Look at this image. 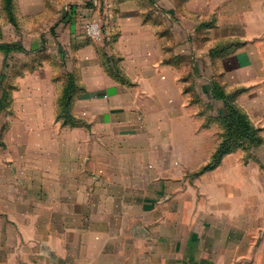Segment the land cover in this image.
I'll list each match as a JSON object with an SVG mask.
<instances>
[{"label":"crops","instance_id":"0c3cea01","mask_svg":"<svg viewBox=\"0 0 264 264\" xmlns=\"http://www.w3.org/2000/svg\"><path fill=\"white\" fill-rule=\"evenodd\" d=\"M53 61L78 125L57 120ZM200 78L238 90L264 138V0H0V264H264V156L223 173L251 215L190 205L219 225L191 216L182 237L165 220L181 205L161 198L170 145L151 132Z\"/></svg>","mask_w":264,"mask_h":264},{"label":"rangeland","instance_id":"374dc122","mask_svg":"<svg viewBox=\"0 0 264 264\" xmlns=\"http://www.w3.org/2000/svg\"><path fill=\"white\" fill-rule=\"evenodd\" d=\"M96 21L102 25L105 36V24L103 25L100 20ZM182 42L186 44L185 39ZM182 48H186V45H183ZM25 59L23 61H28L27 58ZM52 66L54 74L57 75L55 83L56 92L58 93L56 103L57 120H61L63 124L69 126L78 125L81 123L80 119L75 116L74 118L67 119L64 118L65 115L60 113L63 108L62 100L66 94L69 75H65V78H67L61 80L60 77H62L63 73H61L59 64L53 61ZM204 73L205 71L202 72V74ZM184 74H187V71L183 73V77L185 76ZM200 79L202 80L201 83H198L197 79V83L191 85L193 91L190 90L191 92H189L184 100L174 105L172 117L168 119L170 122L162 123V126L154 125L151 132L155 140L167 142L170 145L164 147L162 154L163 166L167 174L162 179V187L165 189V193L161 198L164 199L163 202L165 204L174 203V205H181L179 213L175 209L172 211L165 209V213H163L165 220H167L166 218L171 219L172 215L174 218L180 215L181 220L185 221L180 227L179 236L181 237L187 231L186 229L189 226L188 220L191 216L193 221L191 222V226H195L196 228L204 227L203 221H210L207 217L203 216L202 212L201 214H199L200 212H195V216H193V208L191 210L190 208L188 209L190 205H196V209L202 210V205L216 204L218 206L219 204L227 203V201H232L235 204L243 203V206H245L244 215L247 214L246 206H249L248 213L251 215L252 196L245 195L243 202L242 200L236 202L237 197L225 195V189L227 188L229 192V189L235 187L237 182L235 179H223V173H226V171L230 173V171L234 170L236 161L240 163L238 167L239 171L246 173L251 169L253 160L256 161L257 158L264 156V138L261 134V129L257 127L262 139L254 143H252L250 137L237 140L235 135H230L229 132L235 129L231 125L236 122L233 105L228 101L215 99L212 96V88L220 87V83L216 78H212V81L210 80V83L207 81L206 84L203 83V78ZM221 86L225 88L226 92L235 90H230V88L222 84ZM235 104L238 105L242 112L246 113L249 121L254 124L246 110L240 106L238 100H235ZM158 107V104L151 101V105L147 109L153 108V110H156ZM148 117L150 121L157 119L154 114ZM230 157L233 160L228 162L226 159ZM166 168L169 169L167 172ZM170 173L173 176L167 178L171 176L169 175ZM243 182L245 189L247 186L250 187L252 181L247 178ZM168 194L169 197L167 198ZM256 203H259L258 199ZM153 214L156 215L159 212L155 211ZM198 214L199 218L194 222L193 218L198 216ZM217 221L218 219L212 217V221L210 222L213 228L219 225Z\"/></svg>","mask_w":264,"mask_h":264},{"label":"trees","instance_id":"16d2710c","mask_svg":"<svg viewBox=\"0 0 264 264\" xmlns=\"http://www.w3.org/2000/svg\"><path fill=\"white\" fill-rule=\"evenodd\" d=\"M5 7L8 10V12L11 13V3L7 2ZM8 45L5 44V46ZM67 85L68 86L66 87V94L64 95L62 100L63 108L61 109L62 112L60 111V113L65 115L64 118L71 119L74 118V115L71 112V103L74 94L73 76H69ZM211 92H212V96L215 99H223L224 101H228L233 105L232 107L235 109L234 113L236 114V122L231 125V127H235V129L229 132L230 135L231 134L235 135L237 140L243 139L244 137H250L252 143L262 139L258 132L259 129L249 121L246 113L242 112L241 109L238 107V105L235 104V100H237L238 90L226 92L225 88L220 84V87L218 86L213 87Z\"/></svg>","mask_w":264,"mask_h":264},{"label":"built area","instance_id":"2783aa9c","mask_svg":"<svg viewBox=\"0 0 264 264\" xmlns=\"http://www.w3.org/2000/svg\"><path fill=\"white\" fill-rule=\"evenodd\" d=\"M86 29L89 37L92 39L101 40L104 37L103 27L96 20L89 22Z\"/></svg>","mask_w":264,"mask_h":264}]
</instances>
